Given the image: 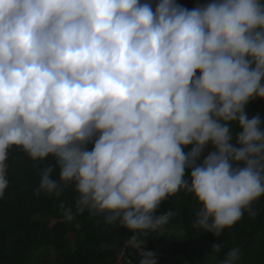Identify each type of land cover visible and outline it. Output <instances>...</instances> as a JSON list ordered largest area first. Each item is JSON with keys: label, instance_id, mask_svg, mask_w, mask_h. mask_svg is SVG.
Masks as SVG:
<instances>
[{"label": "clouds", "instance_id": "obj_1", "mask_svg": "<svg viewBox=\"0 0 264 264\" xmlns=\"http://www.w3.org/2000/svg\"><path fill=\"white\" fill-rule=\"evenodd\" d=\"M264 0H0V196L15 146L40 169L37 194L74 185L86 210L135 235L198 202L192 227L219 237L264 196ZM59 168V178L56 169ZM221 254V245H214ZM239 247L217 264H240Z\"/></svg>", "mask_w": 264, "mask_h": 264}, {"label": "trees", "instance_id": "obj_2", "mask_svg": "<svg viewBox=\"0 0 264 264\" xmlns=\"http://www.w3.org/2000/svg\"><path fill=\"white\" fill-rule=\"evenodd\" d=\"M188 9L207 0H176ZM250 116L260 114L264 122V99H253L247 108ZM264 128V123H262ZM8 186L0 196V264H116L128 249V257L139 264L141 257L127 247L135 233L118 223L107 224L104 215L87 210L72 221L65 219L60 205L74 206L78 193L74 185L56 197L37 189L40 169L54 164V158L33 161L18 147L8 150L6 160ZM59 178V168L56 176ZM255 218L246 210L233 227L216 237L205 229L192 227L198 202L193 194L179 191L160 205V212L176 214L157 232L140 236L145 251L157 252V264H217L232 249L239 247L240 264H264V196L253 203ZM221 245V254L214 245ZM42 249H53L46 259ZM105 249L103 252L101 250Z\"/></svg>", "mask_w": 264, "mask_h": 264}, {"label": "built area", "instance_id": "obj_3", "mask_svg": "<svg viewBox=\"0 0 264 264\" xmlns=\"http://www.w3.org/2000/svg\"><path fill=\"white\" fill-rule=\"evenodd\" d=\"M128 249L120 256L118 263L116 264H136L133 258L128 257Z\"/></svg>", "mask_w": 264, "mask_h": 264}, {"label": "rangeland", "instance_id": "obj_4", "mask_svg": "<svg viewBox=\"0 0 264 264\" xmlns=\"http://www.w3.org/2000/svg\"><path fill=\"white\" fill-rule=\"evenodd\" d=\"M41 255L46 259H52L54 257V250L53 249H42Z\"/></svg>", "mask_w": 264, "mask_h": 264}, {"label": "water", "instance_id": "obj_5", "mask_svg": "<svg viewBox=\"0 0 264 264\" xmlns=\"http://www.w3.org/2000/svg\"><path fill=\"white\" fill-rule=\"evenodd\" d=\"M105 249L101 250V252H103Z\"/></svg>", "mask_w": 264, "mask_h": 264}]
</instances>
